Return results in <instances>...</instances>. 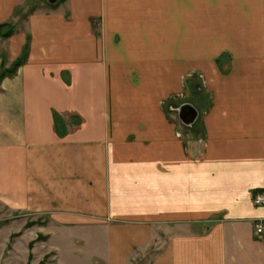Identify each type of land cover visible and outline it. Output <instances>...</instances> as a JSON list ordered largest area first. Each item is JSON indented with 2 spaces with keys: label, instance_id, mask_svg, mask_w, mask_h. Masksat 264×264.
Returning <instances> with one entry per match:
<instances>
[{
  "label": "crops",
  "instance_id": "crops-1",
  "mask_svg": "<svg viewBox=\"0 0 264 264\" xmlns=\"http://www.w3.org/2000/svg\"><path fill=\"white\" fill-rule=\"evenodd\" d=\"M56 3L0 37V203L96 264H264V0Z\"/></svg>",
  "mask_w": 264,
  "mask_h": 264
},
{
  "label": "rangeland",
  "instance_id": "rangeland-1",
  "mask_svg": "<svg viewBox=\"0 0 264 264\" xmlns=\"http://www.w3.org/2000/svg\"><path fill=\"white\" fill-rule=\"evenodd\" d=\"M50 8L47 0H27L20 4L9 24L15 28V32H20L27 29L28 18L32 13ZM2 54L0 72L12 63L8 55ZM47 221L46 213L14 209L0 203V264H96L101 253L105 252L107 245L104 244V235L103 239L95 234L84 239L73 232L64 233L56 227L55 235L49 241L46 227L53 224ZM50 246L58 249L60 262L55 254L56 249H50ZM138 261L135 263L140 264Z\"/></svg>",
  "mask_w": 264,
  "mask_h": 264
},
{
  "label": "trees",
  "instance_id": "trees-1",
  "mask_svg": "<svg viewBox=\"0 0 264 264\" xmlns=\"http://www.w3.org/2000/svg\"><path fill=\"white\" fill-rule=\"evenodd\" d=\"M59 1H62V0H59ZM48 4H50L51 6H55V4L57 3L56 2L50 3L48 1ZM7 27H9L8 30H5V28ZM14 30L15 28H11L9 23H2L0 24V37H3V38L9 37L15 32ZM29 39L30 37H28V42L25 44L23 48L22 55L16 58L9 67L5 68L4 70L0 72V84L5 77L16 74L18 68L26 62L27 56L29 53V47H30Z\"/></svg>",
  "mask_w": 264,
  "mask_h": 264
},
{
  "label": "water",
  "instance_id": "water-1",
  "mask_svg": "<svg viewBox=\"0 0 264 264\" xmlns=\"http://www.w3.org/2000/svg\"><path fill=\"white\" fill-rule=\"evenodd\" d=\"M57 1H59V0H49L50 3H55ZM188 108H189V110L187 113L181 112V118L184 119L186 121V123H192L195 121L198 114H197V111H195L191 106L188 105Z\"/></svg>",
  "mask_w": 264,
  "mask_h": 264
},
{
  "label": "built area",
  "instance_id": "built-area-1",
  "mask_svg": "<svg viewBox=\"0 0 264 264\" xmlns=\"http://www.w3.org/2000/svg\"><path fill=\"white\" fill-rule=\"evenodd\" d=\"M253 202L256 205H264V191L256 193L253 197ZM257 231L259 233L264 231V222L258 224Z\"/></svg>",
  "mask_w": 264,
  "mask_h": 264
}]
</instances>
